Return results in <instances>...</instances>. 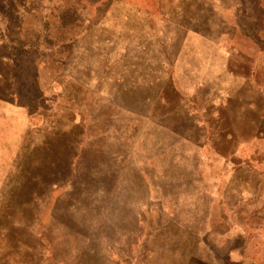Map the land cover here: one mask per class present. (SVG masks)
I'll list each match as a JSON object with an SVG mask.
<instances>
[{
    "label": "rangeland",
    "instance_id": "obj_1",
    "mask_svg": "<svg viewBox=\"0 0 264 264\" xmlns=\"http://www.w3.org/2000/svg\"><path fill=\"white\" fill-rule=\"evenodd\" d=\"M263 6L0 0V264H264Z\"/></svg>",
    "mask_w": 264,
    "mask_h": 264
},
{
    "label": "trees",
    "instance_id": "obj_2",
    "mask_svg": "<svg viewBox=\"0 0 264 264\" xmlns=\"http://www.w3.org/2000/svg\"><path fill=\"white\" fill-rule=\"evenodd\" d=\"M263 12H264V6H263ZM86 155H87V152H86V151H83V153H82V158H81L82 161H81V162H86V159L83 158V157H86ZM84 166H85L84 163H80V164H79L77 171L79 172V169H80V174L75 176V180L78 179V177L81 175V172H82V170L84 169ZM85 167H87V166H85ZM88 172H89V170L86 169V170H85V174L88 175ZM84 176H85V175H84Z\"/></svg>",
    "mask_w": 264,
    "mask_h": 264
}]
</instances>
